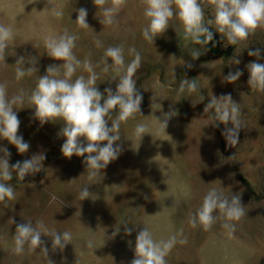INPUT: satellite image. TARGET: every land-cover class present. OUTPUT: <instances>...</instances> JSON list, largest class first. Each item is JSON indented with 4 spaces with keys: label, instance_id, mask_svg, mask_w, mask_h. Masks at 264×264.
Listing matches in <instances>:
<instances>
[{
    "label": "rangeland",
    "instance_id": "1",
    "mask_svg": "<svg viewBox=\"0 0 264 264\" xmlns=\"http://www.w3.org/2000/svg\"><path fill=\"white\" fill-rule=\"evenodd\" d=\"M51 6L60 8L63 16L55 17ZM81 7L87 9L89 28L75 23ZM143 12V0H127L118 13V22L102 25V10L92 0L0 4V24L11 26L14 33L5 62L0 61V83L7 82L9 97L21 89L26 94L24 108L17 110L21 121L18 134L30 148L19 154L6 140H0V147L11 152L10 165L33 154L46 155L40 172L23 181L13 172V179L5 182L14 188L16 199L8 202L9 207L0 203V264H47L40 249H26L19 255L13 251L16 224L29 220H40L48 229L72 233L71 244L55 251L51 238L42 235L49 249L48 258L55 264H130L136 234L144 226L157 241L174 234L178 240L187 241L172 248L167 264H264V93L250 89L246 68L256 60L248 55L249 49L259 48V62L264 63V28L234 46L210 28L214 39L206 46L208 51L192 60L189 51L203 50V46L185 40L182 27L177 31L169 27L154 43L146 41L142 29L148 21ZM204 12L207 21L213 14L212 7L205 4ZM172 23L179 24L176 20ZM65 29L79 37L73 51L81 61L88 58L96 64L108 47L121 45L126 65L134 58L129 55L130 48H136L142 56V66L134 79L143 95V116L138 113L121 124L117 143L122 152L94 181L88 179L84 157L74 155L68 159L62 155L64 138L58 135L62 122L41 126L27 101L47 66L62 63L47 56L44 38L63 34ZM97 40L101 47H97ZM20 56L25 57L24 68L31 66L28 58L36 57L38 71L17 80L16 61ZM234 59L241 62L233 64ZM186 63L193 67L187 68ZM237 69L243 75L227 83L224 77ZM95 70L100 72V68ZM79 75L87 77L88 73L78 69L73 80ZM118 75L111 71L102 74L97 81L99 90L111 87L115 91L118 80L113 79ZM184 78L196 79L200 91L178 95L179 82ZM229 93L240 104L244 124L235 146H229L222 135L225 125L213 126L211 112L203 111L211 95ZM201 95L204 101L193 107L192 102L199 101ZM170 106L177 115L169 121L166 132L157 133L155 117H162ZM140 123L146 124L152 135L137 137L134 130ZM85 185H89L91 194L81 201L79 193ZM213 188L226 196L241 194L245 215L235 222L232 235L221 226L222 222L208 231L189 223L204 195ZM125 223L133 229L131 235L125 234ZM118 229L115 237L108 239ZM88 241L93 247L87 246Z\"/></svg>",
    "mask_w": 264,
    "mask_h": 264
},
{
    "label": "clouds",
    "instance_id": "2",
    "mask_svg": "<svg viewBox=\"0 0 264 264\" xmlns=\"http://www.w3.org/2000/svg\"><path fill=\"white\" fill-rule=\"evenodd\" d=\"M33 2L35 0H30V3ZM92 2L102 10L103 18L100 19V23L114 25L118 22V13L126 5L127 0H92ZM205 4L210 5L213 10L212 16L207 21H205ZM143 5V15L148 21L142 29L143 38L154 43L155 38L164 34L169 27H174L175 31L182 27L185 40L203 46V50L189 51L192 60L198 59L208 51L206 46L214 39V33L210 28H215L222 39L226 38L228 45L233 46L246 41L257 29L264 28V0H143ZM51 11L57 18L63 16V11L56 6H51ZM77 13L75 23L82 28H89L87 9L81 7ZM174 20L179 24L174 25L172 23ZM78 38L67 29L63 34L44 38L47 56L62 63L47 66L46 73L39 76L35 89L27 95V101L31 105L30 108L34 109L33 118L38 120L41 126L46 123L62 122L63 126L58 133L64 138L61 146L62 155L68 159L74 155L84 157L83 163L86 165L88 179L94 181L101 170L107 168L122 152V146L117 143L121 139V124L134 119L138 113L142 115L143 95L137 90L134 79L142 66V56L136 48H130L129 55L134 58L126 65L124 48L121 45L108 47L96 64L88 58L81 61L73 51ZM13 40L12 27L0 24V61L5 62L6 50ZM95 43L97 47L102 46L98 40ZM248 55L255 57L256 60L246 65L249 73L247 84L250 89L264 93V63L259 62L261 50L249 49ZM25 62L24 56H20L16 61L17 80L38 71L36 57L28 58L27 62L31 65L28 68L23 67ZM240 62L239 59H234L232 63L238 65ZM185 66L189 69L193 67L191 63H186ZM81 68L88 73V76L79 75L73 80L77 70ZM96 68H100L99 73ZM110 71L119 74L117 79H113L118 80L115 91L107 87L101 92L97 87V81L102 74ZM242 75L243 71L237 69L235 72H229L224 80L233 83ZM185 91L188 93L200 91L196 79L184 78L179 82L177 94L180 95ZM25 95L21 89L18 94L9 97L7 82L0 83V140H6L15 146L19 154L27 153L30 148V144L18 134L21 121L17 110L24 108ZM204 99L205 97L201 95L199 101L192 102L193 107ZM203 111L205 114L211 112L209 119L213 126L225 125L222 135L229 146L238 144L239 132L244 128V124L240 104L233 100L230 93L219 97L211 95ZM176 115L177 112L170 106L168 112L162 113V117H155L159 124L157 133L166 132L169 121ZM229 124L231 127H228ZM134 131L141 139L145 134H151L149 127L143 123L137 124ZM0 153H2L0 203L9 207L8 202L14 201L16 196L14 188L5 182L13 179V172L22 181L26 176L40 172L46 155L43 152L33 154L28 159L10 165L11 152L8 148L0 147ZM88 186H83L79 193L81 201L90 197ZM244 215L245 208L241 194L232 193L226 196L222 191L213 188L204 195L202 204L190 216L189 223L193 228L199 226L208 231L217 222H222L221 226L232 235L236 230L235 222H239ZM123 225L125 234L131 235L133 229L126 223ZM119 231L120 229L115 230L108 239L115 237ZM42 235L51 238L53 251L63 250L73 239L69 231L58 232L48 229L40 220L35 223L29 220L16 224L13 237L14 253L19 255L26 249L29 252L40 249L47 258V264H55L48 258L49 249L44 246ZM186 242L185 239L178 240L175 234L167 240L157 241L150 229L144 226L136 234L135 255L130 264H167L166 257L172 248L177 243ZM131 243L129 241L130 245ZM87 246L91 248L93 243L88 241Z\"/></svg>",
    "mask_w": 264,
    "mask_h": 264
},
{
    "label": "crops",
    "instance_id": "3",
    "mask_svg": "<svg viewBox=\"0 0 264 264\" xmlns=\"http://www.w3.org/2000/svg\"><path fill=\"white\" fill-rule=\"evenodd\" d=\"M65 0H35L30 3V0H0V4H61Z\"/></svg>",
    "mask_w": 264,
    "mask_h": 264
},
{
    "label": "trees",
    "instance_id": "4",
    "mask_svg": "<svg viewBox=\"0 0 264 264\" xmlns=\"http://www.w3.org/2000/svg\"><path fill=\"white\" fill-rule=\"evenodd\" d=\"M241 181L244 182V184H246L245 181H244L243 179H241Z\"/></svg>",
    "mask_w": 264,
    "mask_h": 264
}]
</instances>
